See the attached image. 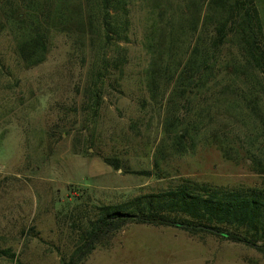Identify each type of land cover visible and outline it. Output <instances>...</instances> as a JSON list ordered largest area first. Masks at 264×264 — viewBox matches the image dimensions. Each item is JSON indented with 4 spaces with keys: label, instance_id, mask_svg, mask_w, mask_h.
<instances>
[{
    "label": "rangeland",
    "instance_id": "374dc122",
    "mask_svg": "<svg viewBox=\"0 0 264 264\" xmlns=\"http://www.w3.org/2000/svg\"><path fill=\"white\" fill-rule=\"evenodd\" d=\"M126 2L130 41L117 49L125 59L117 69L108 64L93 111L96 68L105 65L96 0H0V264H62L83 241L96 206L156 192L180 178L264 189V171L245 158L247 127L223 115L211 125L230 122L219 135L239 153L226 160L215 145L176 137L193 107L188 96L169 95L178 73L150 90L147 18L153 11L163 14L160 26L176 21L188 15V0ZM254 4L260 7L259 0ZM78 5L91 27L67 24ZM38 20L48 27L45 56L28 66L27 56L39 51L24 40ZM112 55L109 48V61ZM246 72L253 74V66ZM259 125L255 152L264 164ZM106 240L80 264H264L254 246L172 226L128 224Z\"/></svg>",
    "mask_w": 264,
    "mask_h": 264
},
{
    "label": "trees",
    "instance_id": "16d2710c",
    "mask_svg": "<svg viewBox=\"0 0 264 264\" xmlns=\"http://www.w3.org/2000/svg\"><path fill=\"white\" fill-rule=\"evenodd\" d=\"M259 1L257 9L256 0H188V15L182 14L163 26L159 25L163 14L151 11L143 42L149 54L146 72L150 90L178 73L169 95L188 96V103L193 104L188 124L176 132L179 141L188 137L192 146L198 141L215 145L226 160H231L239 151L219 135L230 122L211 126L217 116L223 115L247 127L245 158L251 160L253 170L262 172L264 164L255 152L261 150L259 136L263 128L259 123L264 125V119L257 120L264 117V96L259 97L260 86L264 90V0ZM95 5L105 65L96 68L91 88L93 111L100 99L101 86L97 82L108 72L109 65L116 69L122 66L125 56L117 49L120 43L130 41L132 30L126 0H96ZM80 11L79 5L70 10L73 16L66 18L67 24L85 23L91 27L90 17L85 21ZM50 18H46L47 22ZM57 22L53 17L48 26L53 28ZM29 30L24 42H30L39 52L27 56L28 66L43 60L48 27L38 20ZM187 40L188 55L184 57ZM233 45L241 53L233 52ZM19 48L23 49L21 45ZM109 48L113 51L110 61ZM252 66L253 74L249 75L246 71ZM200 94L206 99L195 101ZM104 161L117 167L108 158ZM95 209L94 217L86 220L83 241L67 260L62 259V264H80L91 250L104 245L107 237L128 224L172 226L193 236L209 233L254 246L264 256V189L257 186L231 187L180 178L159 191ZM3 252L14 257V253Z\"/></svg>",
    "mask_w": 264,
    "mask_h": 264
}]
</instances>
